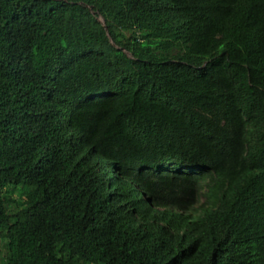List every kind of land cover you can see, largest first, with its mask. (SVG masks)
<instances>
[{
	"label": "trees",
	"instance_id": "1",
	"mask_svg": "<svg viewBox=\"0 0 264 264\" xmlns=\"http://www.w3.org/2000/svg\"><path fill=\"white\" fill-rule=\"evenodd\" d=\"M0 264H264V0H0Z\"/></svg>",
	"mask_w": 264,
	"mask_h": 264
},
{
	"label": "clouds",
	"instance_id": "2",
	"mask_svg": "<svg viewBox=\"0 0 264 264\" xmlns=\"http://www.w3.org/2000/svg\"><path fill=\"white\" fill-rule=\"evenodd\" d=\"M111 180L113 181V183H116V181H117L116 174L113 173V177ZM216 201H217V203H220L219 200H216ZM206 206H208V199H206L204 196H202L199 198L197 203L193 206L190 213L195 217L201 218L203 216V213L201 211L207 210Z\"/></svg>",
	"mask_w": 264,
	"mask_h": 264
}]
</instances>
